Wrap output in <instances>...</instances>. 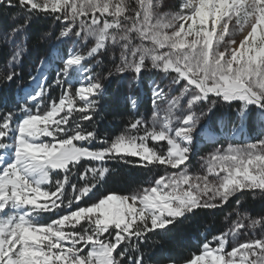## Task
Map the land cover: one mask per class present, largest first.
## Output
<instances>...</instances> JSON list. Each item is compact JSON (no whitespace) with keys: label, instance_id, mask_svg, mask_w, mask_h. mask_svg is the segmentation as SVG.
Returning a JSON list of instances; mask_svg holds the SVG:
<instances>
[{"label":"snow or ice","instance_id":"obj_1","mask_svg":"<svg viewBox=\"0 0 264 264\" xmlns=\"http://www.w3.org/2000/svg\"><path fill=\"white\" fill-rule=\"evenodd\" d=\"M0 17L10 21L0 84L21 81L0 98V264H264V213L240 200H264V0H0ZM41 19L58 28L38 37L45 51L25 83L28 31ZM148 71L158 77L149 118L131 95L123 131L89 127L113 76L138 86ZM205 131L230 142L194 174ZM113 161L163 171L97 196ZM232 200L235 218L195 251H145Z\"/></svg>","mask_w":264,"mask_h":264},{"label":"trees","instance_id":"obj_2","mask_svg":"<svg viewBox=\"0 0 264 264\" xmlns=\"http://www.w3.org/2000/svg\"><path fill=\"white\" fill-rule=\"evenodd\" d=\"M10 21L5 17H0V28L6 27ZM58 25L46 20H38L31 25L28 31L30 37L27 41V52L24 57V76L23 81L26 83L28 78V72L32 71L35 67L38 57L42 56L45 51V45L42 44L38 37L43 31H55ZM7 56V50L0 51V70L4 64ZM49 80L52 79L51 73L48 75ZM21 83L20 80L14 82L9 88L7 84H0V98H11L16 91L17 85ZM107 94L104 101V111L101 116L96 118L94 124L89 127H96L101 136H114L123 131L128 120L132 118L134 114L128 104V97L136 95L139 103L137 112L139 115L149 118L151 116L152 108L149 105V101L143 100L142 95H138L135 90H127L125 84L111 80L106 84ZM60 93L59 88H55L52 92V96H58ZM88 125V122H85ZM210 137V135H207ZM214 140V139H209ZM135 159V158H132ZM107 167L110 169L109 174L106 176L105 181L98 184L96 195L99 196L109 190H115L123 193H127L133 190L140 189L147 186L153 177L157 175V172L162 173V169L156 168H142L131 164H125L121 161L110 162ZM147 182V183H146ZM95 198V197H94ZM235 201H230L222 208L205 211L199 210L196 215L191 216L188 220L180 226V230L177 233L170 234L175 239V243H169L165 239L162 245H157V240L160 238L153 237L149 245L145 247V251L149 250V247L157 252H183L185 255L189 251H195L205 235L209 238L218 231L226 229L230 222L235 218L233 209L236 208ZM252 213L261 214L264 213V207H256L253 205L250 208ZM230 213H233L231 216ZM227 217V219H226Z\"/></svg>","mask_w":264,"mask_h":264},{"label":"rangeland","instance_id":"obj_3","mask_svg":"<svg viewBox=\"0 0 264 264\" xmlns=\"http://www.w3.org/2000/svg\"><path fill=\"white\" fill-rule=\"evenodd\" d=\"M173 5L178 4L181 2V0H171ZM68 47H71V45H68ZM118 55V51L115 53ZM113 55L112 51H109L108 55L104 58V63L102 67H111V64L108 62ZM99 71V69H97ZM157 79L158 77L156 74H154L151 71L144 72L142 75V78L140 80L139 85L137 86L136 84L133 83V75L132 74H125L124 76H119L115 75L111 78V80L117 81V84L120 82H123L127 88V90H133L137 91L138 95H142L144 98L143 100L149 101V105L152 108L151 104V92H150V85L152 80ZM110 80V81H111ZM217 120V116H213L211 118L212 121V127H215V121ZM207 135H213V133L209 131H205L202 134V140L201 143L199 144V148L197 153L193 156L191 164L189 165V169L192 173L194 174H203V168L201 167V164L204 162L202 161V158H207L211 152H213L217 147H220L221 145L227 146V144L230 142L229 140L224 139L222 136L219 134H216V139L215 140H209V136ZM238 139V138H237ZM219 141L218 143L216 141ZM151 146V145H150ZM241 203L243 205V210H247L250 212L252 215H259L258 213H252L250 211V208L255 205L257 208L258 207H264V200L262 199H255L253 200L251 197L247 196H242L240 197Z\"/></svg>","mask_w":264,"mask_h":264},{"label":"bare ground","instance_id":"obj_4","mask_svg":"<svg viewBox=\"0 0 264 264\" xmlns=\"http://www.w3.org/2000/svg\"><path fill=\"white\" fill-rule=\"evenodd\" d=\"M211 136V135H210ZM208 139H212V138H208Z\"/></svg>","mask_w":264,"mask_h":264}]
</instances>
